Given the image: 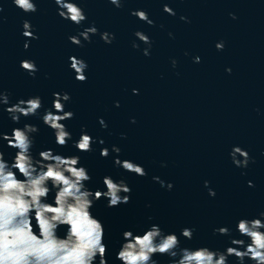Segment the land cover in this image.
<instances>
[{
    "label": "water",
    "instance_id": "water-1",
    "mask_svg": "<svg viewBox=\"0 0 264 264\" xmlns=\"http://www.w3.org/2000/svg\"><path fill=\"white\" fill-rule=\"evenodd\" d=\"M75 2L87 17L80 25L62 19L54 0H35L34 13H24L13 0H0V88L10 103L39 96L43 105L37 115L21 116L19 123L0 106V131L10 134L25 123L36 125L32 155L38 158L39 151L50 148L63 156H79L92 190H105L106 175L124 180L131 189L128 203L108 207L102 197L90 209L104 228L107 264H121L115 253L123 231L142 233L151 224L175 233L181 247L190 249L223 251L230 236L247 242L236 231V222L264 219L259 217L264 211V0H122L119 8L109 0ZM164 4L175 15L164 12ZM134 9L144 10L153 24L131 15ZM24 20L37 39L21 34ZM92 25L98 31L90 41L82 40L83 46L69 41L70 35ZM105 31L114 35L111 43L100 38ZM136 31L150 38V47L135 37ZM133 41L138 48L132 47ZM218 41L224 43L222 50L215 47ZM70 56L86 62L85 81L75 79ZM195 56L200 57L198 63ZM24 59L35 62V75L20 67ZM53 92L70 96L64 110L73 117L61 121L72 137L65 146L55 143L53 130L41 119L46 109L52 110ZM100 118L107 127H101ZM82 131L93 137L92 151L74 147ZM97 138L104 143H96ZM112 145L120 152L113 153ZM233 146L247 151V167L233 164ZM101 148H108L107 157L100 155ZM0 150L8 161L16 151L2 140ZM117 155L141 165L147 174L115 165ZM55 191L46 202L54 203ZM221 226L230 234L213 232ZM33 227L38 232L34 220ZM184 227L193 229L191 240L180 235ZM66 230L61 226L58 236ZM153 259L169 264L171 258L156 254ZM228 264L239 262L230 256ZM244 264L253 262L246 258Z\"/></svg>",
    "mask_w": 264,
    "mask_h": 264
},
{
    "label": "clouds",
    "instance_id": "clouds-1",
    "mask_svg": "<svg viewBox=\"0 0 264 264\" xmlns=\"http://www.w3.org/2000/svg\"><path fill=\"white\" fill-rule=\"evenodd\" d=\"M122 0H109V3L119 8ZM16 7L24 13L37 11L35 0H13ZM57 5V14L65 20L80 25L87 17L75 0H54ZM3 9L0 8V12ZM163 11L169 15L175 12L168 4H164ZM131 15L145 21L149 25L153 21L141 9H134ZM233 19L235 15L230 13ZM181 20H186L184 16ZM2 20V17H0ZM28 20L22 22V35L26 38L37 39ZM92 25L85 27L78 35L68 37L72 44L83 46V41H90L91 36L97 33ZM135 37L150 47V38L141 31L134 33ZM171 36V33H169ZM100 38L105 43H111L114 35L101 32ZM23 47H29L28 39ZM133 48L139 45L133 41ZM149 47L142 49L145 56L149 55ZM218 50L224 47L223 41L215 44ZM199 62L200 57H193ZM69 67L75 73V79L86 80L85 70L87 64L75 56L69 57ZM175 66L176 60L171 61ZM20 67L35 75L38 70L35 62L29 59L20 61ZM230 72L231 69L227 68ZM134 94L137 89L132 90ZM52 110H45L41 116L42 122L53 130L55 143L65 146L72 139L71 133L61 121L71 119L73 113L64 110L65 102L70 100L66 92L52 93ZM119 106V102H114ZM0 106L7 112L11 121L19 123L21 116H35L43 107L39 96H30L27 99H18L10 103L9 94L0 88ZM133 123L135 120L133 119ZM101 127H107L102 118L99 119ZM38 132L34 124L25 123L23 127H14L11 133L0 131V140L5 141L7 147L16 149L11 161L5 159L4 151L0 150V264H107L108 249L104 243V228L102 223L92 216L90 209L94 201L107 199L108 207H115L121 203L129 202L131 189L121 180H113L110 176L102 178L105 190H92L86 186L91 179L87 169L80 165L77 155L63 156L54 153L52 149L39 151L38 158L32 155V134ZM96 143L103 144L102 138ZM74 147L80 152L92 151L93 137L82 131L79 139L74 141ZM112 152L119 153L120 148L112 145ZM100 155L107 157L108 148H101ZM232 162L237 167H247L251 159L246 150L233 146L229 152ZM113 163L127 172L139 176L147 173L144 168L128 159L121 160L119 156L113 157ZM19 174V175H18ZM22 177V178H20ZM162 187L172 188V184L165 185L159 177H153ZM49 183L51 187H49ZM207 187L208 182H204ZM251 187L252 182L248 181ZM55 189L54 203L46 202L49 193ZM209 195L215 192L208 189ZM123 194V195H122ZM264 217V211L259 213ZM33 220L38 229L34 231ZM61 226H67L63 237L57 231ZM236 231L244 239L231 237L230 245L223 251L198 247L190 249L181 247L180 238L173 232L165 233L158 224H151L142 233L125 230L122 233V243L115 253L121 264H157L153 259L156 254L170 257L169 264H228V257L234 256L239 264L245 259L253 264H264V219L253 217L241 218L236 222ZM214 233L229 235L230 229L221 226L213 229ZM180 235L191 240L193 229L184 227Z\"/></svg>",
    "mask_w": 264,
    "mask_h": 264
}]
</instances>
